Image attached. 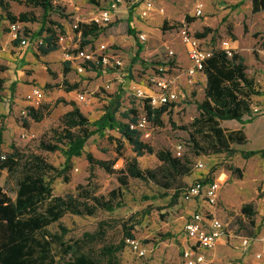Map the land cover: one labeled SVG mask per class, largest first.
I'll list each match as a JSON object with an SVG mask.
<instances>
[{"label":"rangeland","instance_id":"1","mask_svg":"<svg viewBox=\"0 0 264 264\" xmlns=\"http://www.w3.org/2000/svg\"><path fill=\"white\" fill-rule=\"evenodd\" d=\"M105 1L53 0L63 9L65 16L53 13L50 18L63 25L65 34L58 41V49L45 56L40 55L38 50L43 35H36L41 10L11 3L13 13L29 11L39 19L20 24L24 34L29 36L25 46L15 44L9 32L0 34V66L4 68L0 73L4 78L0 88V127H4L2 149L8 150L10 143H14L40 153L47 162L62 168L66 159L62 151H42L37 144L57 124L61 105L65 106L62 102L55 104L65 95L66 84L63 81L76 86L70 92L71 101L95 128V124L101 121V115L106 110H112L116 102L119 106L114 117L119 122L126 123L143 114L142 99L133 94L130 86L144 83L147 76L156 74L161 68L178 83L179 101L162 115L161 126L149 124L141 130V139L155 150H169L173 155H176V146L180 144L181 155L188 159L190 172L180 177L178 185L169 190L152 181L129 179L127 187L121 188V207L110 212L99 210L91 216L67 213L58 222L47 226L48 231L60 234L59 226L62 225L66 229L62 240L73 243L82 239L85 232L98 230L102 221L104 234L100 239L90 242L80 240V244L110 264L107 258L102 257L101 247L120 244L128 230L126 228L131 227L129 231L133 239L145 248L144 255H139L125 242L114 258L117 264H178L180 251L185 245L183 224L193 208L192 203L183 201L181 192L193 180L207 175L223 181L214 212L233 237L219 241L211 250H205V264H264V158L259 154L244 158L242 154L246 150L264 148V57L257 52L264 49V10L251 13L248 0H150L156 8H162L163 13L149 12L147 17L142 18L130 9L120 10L113 21L100 23L98 35L89 37V42L82 46L80 33L74 31L75 24H90ZM197 2L202 4L201 16H194ZM129 16L133 35L128 31ZM203 23L214 29L204 37L205 45L218 48L222 40H230L234 51L242 55L247 74L257 79L255 87L261 92V95L253 97L251 116L254 119L251 122L245 125L231 120L220 122L225 129L241 128L245 133L246 142L231 144L230 152L205 154L194 145L191 136L193 134L199 139L191 123L198 116L196 103L204 98L205 78L203 73H199L192 83L188 82L184 71L189 62L181 35L202 31ZM140 34L145 35L144 42H140ZM137 43L142 45V50L134 59ZM100 45H104L107 51H114L123 65L99 71L88 68L80 59H67V55L75 54L81 46L97 49ZM169 50L174 52L173 58L169 56ZM177 74L179 78L176 79ZM32 87L41 91V100L36 107L42 103L52 106L50 114L39 122L27 115L30 103L26 95ZM78 94L84 95V102L77 100ZM131 109L135 112H129ZM113 137H119V134L106 125L96 131L86 141L82 155L70 159L71 167L65 173L68 181L61 177L52 180L53 194L64 196L74 193L76 185L86 183L88 178L96 185L98 194L107 195L108 191L119 187L114 174L91 167L85 158V153L90 152L96 158L115 160L113 168L122 167L124 157L134 153L124 141L122 156L118 157ZM137 160L141 168H153L159 163L153 154L146 153ZM198 161L203 164L202 168H195ZM229 166L241 168L242 176L238 178L237 174L228 170ZM0 186L7 195L15 198V184L11 177H7L6 171L0 173ZM247 202L253 203L256 212L254 226L240 213L241 205ZM241 237L250 239L248 246L241 245ZM53 252L57 261L55 264H62L58 247Z\"/></svg>","mask_w":264,"mask_h":264},{"label":"trees","instance_id":"2","mask_svg":"<svg viewBox=\"0 0 264 264\" xmlns=\"http://www.w3.org/2000/svg\"><path fill=\"white\" fill-rule=\"evenodd\" d=\"M251 13L264 10V0H249ZM24 5L27 8H39L41 10L40 26L37 36L43 35L38 45L39 54L42 56L58 49V41L65 34L63 25L50 18L51 14L64 17L63 9L53 0H0V34L8 33L13 23H31L38 21V16L29 11L15 14L11 10V3ZM128 19V31L134 34L132 19ZM100 27L94 23L77 22L74 31L80 33L82 46L87 44L89 37H96ZM24 31V30H23ZM214 29L204 26L202 31L193 34L197 38H204ZM25 36L29 37L25 34ZM17 44L18 40L14 39ZM81 46V47H82ZM142 45L137 43L134 59L138 57ZM65 63V71L68 70ZM88 68L99 70L98 67ZM246 65L242 55L233 52L228 57L222 50L215 49L205 59L202 73L205 76L204 98L196 103L198 116L191 123V127L199 139L191 134L194 145L205 154L230 152L231 144H243L246 136L241 128L228 130L220 125L221 121H236L242 125L252 121L251 104L252 97L261 95L256 88L255 80L246 72ZM4 70L0 66V73ZM49 70V69H47ZM4 78L0 76V88ZM66 84L65 92L75 89V85ZM64 103L70 105V109L58 116L57 124L52 126L48 133L41 138L37 148L42 151L53 152L60 150L66 159L62 168H57L46 161L38 152L24 149L14 143H10L9 149H2L4 127H0V173L6 171L7 177H11L15 184V198L12 199L0 186V264H55L53 249L58 247L63 261L62 264H107L96 256L91 250L84 248L80 240L90 242L100 239L104 234L103 222L99 223V229L93 233L85 232L82 239L73 243L62 240L66 229L59 226L61 233L50 232L47 229L52 223L58 222L65 214L87 215L96 214L99 210L113 211L122 206V191L128 185L129 179L152 181L159 187L169 190L178 185V179L190 172L189 161L184 156H176L169 150H155L152 145L141 139V130L130 128L129 122H119L115 119L119 103L116 102L112 110H106L100 117L101 121L92 128V123L80 110L74 101H66L62 97L55 104ZM143 113L151 125L161 126L162 115L169 108L160 106L151 108L146 100H143ZM174 106L172 103L170 105ZM52 106L42 103L34 108L29 106L27 115L35 122L41 121L50 114ZM129 112H135L131 109ZM125 117L127 116L124 115ZM108 126L114 129L119 137H113L116 142L115 152L122 156L124 141L131 147L133 156L124 157V164L120 168H113L115 160L94 157L90 152L85 153V158L91 167L96 166L108 174H114L119 187L108 191L107 195L98 194L96 185L87 179L86 183L77 184L74 193L64 196L55 195L52 192L51 183L54 178L61 177L65 182L68 176L65 174L71 167L70 159L83 153L86 141L98 130ZM201 139V141H200ZM153 154L158 164L153 168H141L137 157L143 154ZM244 158L259 154L264 158V148L259 150H246L242 152ZM228 170L242 176V169L229 166ZM207 175L205 179H208ZM187 186V185H186ZM183 187L182 192L186 188ZM181 192V193H182ZM240 213L254 226L256 214L253 203H243ZM101 228V229H100ZM128 227L122 242L118 245H103L101 255L109 260L110 264H117L114 259L116 253L124 245L126 238H133Z\"/></svg>","mask_w":264,"mask_h":264},{"label":"built area","instance_id":"3","mask_svg":"<svg viewBox=\"0 0 264 264\" xmlns=\"http://www.w3.org/2000/svg\"><path fill=\"white\" fill-rule=\"evenodd\" d=\"M72 1V0H68ZM202 4L197 2L194 8V16L202 15ZM132 10L138 16L144 18L149 12L163 13L162 8H156L150 0H106L105 5L98 9V14L92 18V22L99 25L106 24L115 19L120 10ZM9 33L14 39L18 40L21 46L28 44L29 37L25 36L23 29L19 23L10 25ZM140 42H144L145 35H139ZM181 42L184 48L185 55L188 59L189 66L185 69L184 74L188 82L192 83L193 79L199 73H202L205 59L215 49L222 50L228 57H231L234 48L231 46L230 40H222L219 47H211L205 45L204 38H197L192 33L184 32L181 35ZM257 52L264 57V49H258ZM171 58L174 57L172 50L168 51ZM80 59L85 65L98 67L99 71L105 69L119 68L123 65L122 60L114 51H107L104 45H100L97 49L91 47H80L76 49V53L67 55V59ZM175 65V64H174ZM177 71L179 69H176ZM179 78L177 74L176 79ZM176 80L169 76L160 68L156 74L147 76L144 83L132 84L130 86L133 94L138 98L146 100L151 108L160 106H168L179 101V87ZM41 91L37 87H32L26 95L30 106L36 107L40 103ZM79 102H84L83 94L77 95ZM255 112L256 108L253 109ZM130 128L139 130L146 129L149 125L144 113L136 118L134 122H129ZM176 156L181 155V145L176 146ZM203 164L198 161L195 163V168H202ZM223 181L219 178L205 177L197 178L186 186L182 192V199L185 202L192 203L193 208L188 215V218L183 224V233L185 245L182 247L179 254L178 264H205V250H211L216 247L219 241H225L233 235L228 231L226 224L215 215L214 207L218 201V190ZM241 245L248 246L250 239L241 237ZM139 255H144L143 248L133 238L125 240ZM259 257V254H256Z\"/></svg>","mask_w":264,"mask_h":264},{"label":"crops","instance_id":"4","mask_svg":"<svg viewBox=\"0 0 264 264\" xmlns=\"http://www.w3.org/2000/svg\"><path fill=\"white\" fill-rule=\"evenodd\" d=\"M249 1V0H248ZM205 26H209V24H207V23H203ZM237 46V45H236ZM204 78H205V76H204ZM254 80L255 81H257V79L256 78H254ZM71 92V91H70ZM70 92H65L64 94L65 95H63V98L66 100V101H71L72 100V95H70ZM253 97H257V96H253ZM253 97H252V100H253ZM61 106H63L62 108H61V113H60V115L62 114V113H64L65 111H67V110H69L70 108H69V105H61ZM64 107H66V108H64ZM254 119V118H253ZM252 119V120H253ZM242 125V124H241ZM245 125V124H244ZM219 179H221V178H219Z\"/></svg>","mask_w":264,"mask_h":264}]
</instances>
